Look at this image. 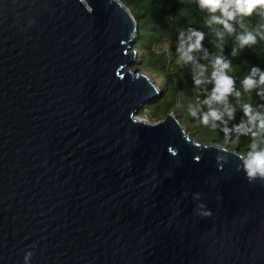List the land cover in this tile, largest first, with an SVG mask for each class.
Here are the masks:
<instances>
[{
	"label": "water",
	"instance_id": "water-1",
	"mask_svg": "<svg viewBox=\"0 0 264 264\" xmlns=\"http://www.w3.org/2000/svg\"><path fill=\"white\" fill-rule=\"evenodd\" d=\"M138 32L121 0H0V264H264L246 157L138 117Z\"/></svg>",
	"mask_w": 264,
	"mask_h": 264
},
{
	"label": "trees",
	"instance_id": "trees-1",
	"mask_svg": "<svg viewBox=\"0 0 264 264\" xmlns=\"http://www.w3.org/2000/svg\"><path fill=\"white\" fill-rule=\"evenodd\" d=\"M121 1L130 9L139 26V32L136 36L137 41L133 46V50L138 53V57L132 69L150 74L162 91L147 104L153 105L152 116L160 121V119L166 118L167 115L173 112L180 120L189 106L192 107L195 103H203L215 87V82L212 81L214 71L212 59L223 55L232 64L226 74L233 78L236 91L241 93L239 101L235 93L228 97V105L236 109L235 119L228 120V117L225 116L227 124H219L218 128L213 130L203 125L200 120L198 122L194 121L196 118L191 115L186 116L188 126L185 127L187 132L195 140L202 141L204 144L214 142L228 149L238 150L245 157L253 140L251 133H256V138L264 141V129L246 123L239 128H233L234 125L241 124L242 119L246 121L241 111V104L250 103L259 111L264 112V107H260L264 105V98L258 96L255 90L250 93L244 92L242 85V81L246 75L251 73L253 66H258L264 70V14L258 11L251 17H244V23L249 28H259L260 32L254 45L240 50L234 35H227L223 42L218 41L215 33L221 30L222 26L213 24L209 27L206 25L205 22L209 13L200 8L198 0ZM236 28L239 32V25ZM188 29H196L204 33L203 48L207 49L210 55L205 56L203 52L194 53L198 63L185 65L182 62H177L179 56L177 49L180 31H185L184 39L186 40L190 34ZM165 40L175 42L169 52L160 48ZM234 47L238 51L236 56L232 55ZM200 65L206 66V72H203V75H201ZM193 75L196 79H201L204 82L198 87L195 86ZM157 78H162L164 85H160ZM191 89L195 92V99L188 106H185V94L183 92ZM147 105L144 109L149 108ZM214 107L227 108L226 105H214ZM197 110L199 114L200 111H207L208 109L203 106ZM201 127L206 129L208 133H216V138H202L199 131ZM220 128H224L225 131L222 132ZM226 133L227 140L225 139Z\"/></svg>",
	"mask_w": 264,
	"mask_h": 264
},
{
	"label": "clouds",
	"instance_id": "clouds-1",
	"mask_svg": "<svg viewBox=\"0 0 264 264\" xmlns=\"http://www.w3.org/2000/svg\"><path fill=\"white\" fill-rule=\"evenodd\" d=\"M198 2L200 8L209 13L205 22L206 25L209 27L213 24L222 26L221 30L215 33L218 41L223 42L227 35H234L240 50L249 48L257 42V35L260 32L259 28H249L244 23V17H251L258 11L264 14V0H198ZM237 25L240 28L239 32H237ZM188 32L190 34L186 40L184 39V30L180 31L178 37L179 46L177 51L179 56L177 62H182L185 65L198 63L194 53L203 52L205 56L210 55L207 49L203 48L204 33L196 29H188ZM232 55H238L237 48H233ZM212 63L214 67L212 81L215 82V87L203 101L208 110L200 111L198 114L197 108L190 107L188 112L193 118L199 119L203 125L216 130L219 124H227L225 116L228 117V120L235 119L236 109L228 105V97L235 93L239 101L241 93L236 91L233 78L226 74L227 70L232 66L231 61L221 55L214 57ZM200 68L202 69L201 75H203V72H206V66L200 65ZM203 82V80L196 79L195 75H193V84L195 86L198 87ZM242 85L244 92L250 93L255 90L258 96L264 98V70L258 66H253L251 73L246 75L242 81ZM214 105H226L227 108H217ZM260 107H264V105ZM241 111L246 121L242 119L241 124L234 125L233 128H239L246 123L247 125L264 129V112L259 111L250 103L241 104ZM220 130L222 132L225 131L224 128H220ZM251 136L253 140L242 166L250 182L257 180L264 182V141L258 140L254 132L251 133ZM225 139H228L227 133ZM217 161L218 163L220 161L227 163L226 158L222 155L217 156ZM204 215H210V213L205 212ZM34 255V251L27 250L24 256V264H31Z\"/></svg>",
	"mask_w": 264,
	"mask_h": 264
},
{
	"label": "rangeland",
	"instance_id": "rangeland-1",
	"mask_svg": "<svg viewBox=\"0 0 264 264\" xmlns=\"http://www.w3.org/2000/svg\"><path fill=\"white\" fill-rule=\"evenodd\" d=\"M175 44V42H172V41H169V40H165L162 44H161V50H164V51H171V48H172V46ZM160 48H159V50H160ZM136 61H137V59H136ZM136 64V62L134 63V65ZM133 65V66H134ZM157 81L159 82V84L160 85H164V83H163V80H162V78H157ZM159 86V85H158ZM185 95H184V99H185V106H188L192 101H194V99H195V92L191 89V90H186V91H184L183 92ZM198 93V92H197ZM196 93V94H197ZM149 108L147 109H142L141 111H140V113H139V118L141 119V120H146L147 118L149 119V121L151 122V123H157V122H159V119H156L154 116H152V110L154 109L152 106L153 105H147ZM203 106H205L203 103H195V105H193L192 107H195V108H201V107H203ZM191 106H189V108H190ZM221 107V106H220ZM219 107V108H220ZM188 108V109H189ZM186 116H190V114H189V112H188V110L185 112V115L184 116H182L181 118H180V121H181V123L184 125V126H188V124H187V119H186ZM151 117V118H150ZM164 118H162V119H160V120H163ZM198 120L199 119H197L196 118V120H194V121H196V122H198ZM190 125H194V124H190ZM199 131H200V134H201V136H202V138L203 137H208L209 139H214V138H216V136H217V134L216 133H208V132H206V129H204L203 127H201L200 129H199ZM194 137L196 136V135H193ZM193 138V137H192ZM194 139V138H193ZM202 142V141H201ZM202 143H204V142H202Z\"/></svg>",
	"mask_w": 264,
	"mask_h": 264
}]
</instances>
